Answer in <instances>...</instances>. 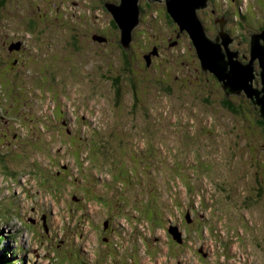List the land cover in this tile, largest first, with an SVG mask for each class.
Masks as SVG:
<instances>
[{
  "label": "rangeland",
  "instance_id": "1",
  "mask_svg": "<svg viewBox=\"0 0 264 264\" xmlns=\"http://www.w3.org/2000/svg\"><path fill=\"white\" fill-rule=\"evenodd\" d=\"M4 1L0 264H78L80 247L75 241L70 260L55 248L64 228L65 240L85 242L81 252L89 262L109 264L101 261L105 249L97 248L86 224L56 212L71 198L69 181L84 187L76 195L91 200L88 210L95 218L97 206L104 210L95 202L93 190L101 195L99 201L113 203V209L123 204L130 227L137 213L133 209L137 191L159 216L155 221L162 226L139 232L148 244L158 242V254L154 258L147 254L142 237H137L136 248L131 232V241L120 249L121 264L133 260L134 253L128 251L137 252V264H264L260 106L244 89L227 93L211 71L202 69L191 37L169 15L166 0H138L140 18L126 48L106 5L120 0ZM197 14L212 39L221 30L215 18H227L224 30L233 38L229 48L238 51V59L250 61L251 35L264 27V0H209ZM226 99L231 103L225 104ZM230 106L238 107V112ZM113 162L131 167L127 175L140 182L144 175L142 188L138 183L122 186L133 185L128 179L118 184L98 181L94 171L100 177L112 170ZM35 165L43 172L31 174ZM135 166L141 168L140 174ZM113 171L117 173V167ZM17 172L20 175L13 177ZM53 173L64 176L65 182L60 192L50 195L46 189ZM42 213L49 215L48 231ZM188 214L191 223L185 220ZM194 215L207 226L189 233L188 243L168 258L165 253L175 246L168 240L167 227L181 233L187 224L191 228L197 222ZM24 220L35 229L24 228ZM120 221L125 222L124 217ZM141 221L145 222L144 215L137 214V227ZM120 227L122 244L128 236ZM199 248L208 253L205 259Z\"/></svg>",
  "mask_w": 264,
  "mask_h": 264
},
{
  "label": "water",
  "instance_id": "2",
  "mask_svg": "<svg viewBox=\"0 0 264 264\" xmlns=\"http://www.w3.org/2000/svg\"><path fill=\"white\" fill-rule=\"evenodd\" d=\"M209 0H166L169 15L178 23L181 30L186 29L196 48L201 67L211 71L222 82L226 92H239L244 89L254 103L260 106L264 119V27L251 35L250 61L238 59V51H231L229 43L232 36L224 30L228 21L223 16L219 21L221 30L215 39L205 32L197 9L207 6ZM113 14L115 23L121 31V43L126 48L132 39V30L139 22L140 6L138 0H120V3H106ZM222 38V40H220ZM16 45H20L19 43ZM147 63L150 56L146 55ZM173 236L181 240L177 230L170 228Z\"/></svg>",
  "mask_w": 264,
  "mask_h": 264
},
{
  "label": "trees",
  "instance_id": "3",
  "mask_svg": "<svg viewBox=\"0 0 264 264\" xmlns=\"http://www.w3.org/2000/svg\"><path fill=\"white\" fill-rule=\"evenodd\" d=\"M0 3H2V4H4L5 3V1L4 0H0ZM5 5V4H4ZM2 6V5H1ZM33 24H30V25H28L29 27H28V29H29V31L30 30H32L33 28H35V23H36V21L35 22H32ZM35 24V25H34ZM115 25L117 26V24L115 23ZM118 27V26H117ZM40 60H41V58H40ZM0 63H1V59H0ZM44 70V69H43ZM42 71V70H41ZM39 72H40V70H39ZM1 73V72H0ZM45 73H46V75L48 74V72L45 70ZM52 76H54V75H52ZM216 77V76H215ZM217 78V77H216ZM132 79L134 80V78L132 77ZM118 80L119 79H116V81L115 82H118ZM116 91H117V94L119 95L120 94V89L118 88V87H116ZM224 102H225V104H230L231 102H229V100L228 99H226V100H224ZM231 108H232V110H234L235 112H238V107H234V106H230ZM259 123L262 125V126H264V119L260 116L259 117ZM113 150H115L116 151V149H113ZM77 159H80L79 157L77 158ZM36 162L37 161H35V164H36ZM114 164H116L115 162H113ZM33 168V169H32ZM31 169V174H39V173H42L43 172V169L41 170L40 168H39V165H35V167L33 166ZM41 170V171H40ZM15 174V176H13V177H16L17 175L19 176L20 175V173H14ZM64 176H61V175H55L54 173H53V176H52V181H51V184H50V186L51 187H62V186H64ZM25 221V220H24ZM25 223H26V221H25ZM54 248V247H53ZM55 248H56V246H55ZM57 249V248H56ZM60 252H61V250H59ZM63 251V250H62ZM66 258V257H65ZM1 263H6V261H4V262H1Z\"/></svg>",
  "mask_w": 264,
  "mask_h": 264
},
{
  "label": "clouds",
  "instance_id": "4",
  "mask_svg": "<svg viewBox=\"0 0 264 264\" xmlns=\"http://www.w3.org/2000/svg\"><path fill=\"white\" fill-rule=\"evenodd\" d=\"M0 240L3 241V238L1 239V237H0Z\"/></svg>",
  "mask_w": 264,
  "mask_h": 264
},
{
  "label": "flooded vegetation",
  "instance_id": "5",
  "mask_svg": "<svg viewBox=\"0 0 264 264\" xmlns=\"http://www.w3.org/2000/svg\"><path fill=\"white\" fill-rule=\"evenodd\" d=\"M245 56V55H244ZM109 218H111V216H109Z\"/></svg>",
  "mask_w": 264,
  "mask_h": 264
},
{
  "label": "bare ground",
  "instance_id": "6",
  "mask_svg": "<svg viewBox=\"0 0 264 264\" xmlns=\"http://www.w3.org/2000/svg\"><path fill=\"white\" fill-rule=\"evenodd\" d=\"M111 216V215H110Z\"/></svg>",
  "mask_w": 264,
  "mask_h": 264
}]
</instances>
